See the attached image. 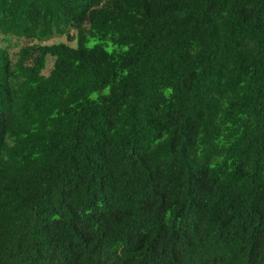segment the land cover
<instances>
[{"label":"trees","instance_id":"1","mask_svg":"<svg viewBox=\"0 0 264 264\" xmlns=\"http://www.w3.org/2000/svg\"><path fill=\"white\" fill-rule=\"evenodd\" d=\"M0 33L37 40L0 47V264H264V0H0Z\"/></svg>","mask_w":264,"mask_h":264},{"label":"rangeland","instance_id":"2","mask_svg":"<svg viewBox=\"0 0 264 264\" xmlns=\"http://www.w3.org/2000/svg\"><path fill=\"white\" fill-rule=\"evenodd\" d=\"M74 30H71V33H73ZM37 40H24V39H20L14 36H7L4 34L0 33V47H4L6 49H8L12 59H14L15 53L17 52V50L25 45L26 43H33L36 42ZM52 42H67L70 45H74L75 41L74 40H69V38L66 35H54L49 39L43 40L42 43H52ZM50 59V58H49ZM51 60V59H50ZM50 60H49V64L47 65V68H49L50 65ZM48 69L45 71L47 72Z\"/></svg>","mask_w":264,"mask_h":264}]
</instances>
